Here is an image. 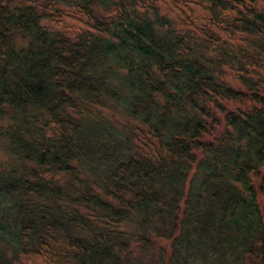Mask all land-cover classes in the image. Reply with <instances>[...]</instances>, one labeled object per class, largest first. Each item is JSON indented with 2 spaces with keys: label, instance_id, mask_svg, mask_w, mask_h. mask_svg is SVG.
Wrapping results in <instances>:
<instances>
[{
  "label": "trees",
  "instance_id": "obj_1",
  "mask_svg": "<svg viewBox=\"0 0 264 264\" xmlns=\"http://www.w3.org/2000/svg\"><path fill=\"white\" fill-rule=\"evenodd\" d=\"M260 197L264 0H0V264H264Z\"/></svg>",
  "mask_w": 264,
  "mask_h": 264
},
{
  "label": "rangeland",
  "instance_id": "obj_2",
  "mask_svg": "<svg viewBox=\"0 0 264 264\" xmlns=\"http://www.w3.org/2000/svg\"><path fill=\"white\" fill-rule=\"evenodd\" d=\"M164 6H167L168 3L167 2H163ZM169 8L173 14L172 17H176L178 16V12L176 9H174L171 5H169ZM177 12V14H176ZM178 18V17H177ZM179 20H181V18H178ZM65 28L68 30V31H72L71 33H78L82 30V24L80 22H76V21H73L71 19H68L65 24H64ZM228 81L232 84L235 83V80L233 79L232 76H229L228 78ZM261 200H264L263 197H260ZM24 264H44L43 261L41 259H38V258H35V259H32V260H27V261H24Z\"/></svg>",
  "mask_w": 264,
  "mask_h": 264
}]
</instances>
